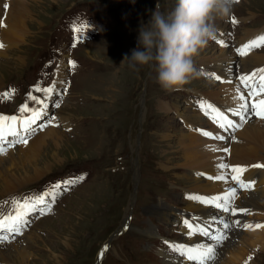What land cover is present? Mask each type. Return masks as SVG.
<instances>
[{"label": "rangeland", "instance_id": "374dc122", "mask_svg": "<svg viewBox=\"0 0 264 264\" xmlns=\"http://www.w3.org/2000/svg\"><path fill=\"white\" fill-rule=\"evenodd\" d=\"M46 1L37 0L40 5L29 6L31 11L36 13L35 17L44 24L37 26L27 21L30 26L25 30L26 32H22L23 40L10 46L13 50L9 52L11 55L0 57V79L3 82L0 85V94L15 89L10 99L0 98V111H17L20 105L26 102L28 93L25 90L34 82L32 79L35 74L41 88L50 86L53 70L63 62L64 76L58 84V91H54L55 94L49 101L51 104L59 105L54 110L59 120L53 118L55 126H44L28 137L27 145L50 128L60 132L61 136L55 144L46 139L43 146H39L32 156L34 158L29 157L14 168L17 174H21L24 173V167L32 170V165L38 164L44 168L42 169L44 172L38 179L15 188L13 192L38 188L43 183H39L41 180L51 175L53 176L47 180H53L59 177L60 173L65 176L75 172L79 175L86 172L88 176L77 187H70L69 191H65V195L56 199L54 214L31 219L21 237L25 236L22 244L32 251L35 257L31 256L25 261L27 264H47L49 249H54L60 264H93L99 244L106 239L113 227H117L118 221L125 216L128 207L131 225L122 235L115 236L116 240L110 243L102 264H163L162 255L161 262L156 261V256L154 260L151 256L156 255L154 252L156 245L164 248L168 246L165 241L159 243L158 239L149 236L154 234L160 236V234L156 233L152 226H146L144 221L146 219L153 221L146 216L152 215L151 217L164 222L154 211L153 207L158 205L173 210L177 205L188 208L191 199L187 197L190 201L182 200L177 189L181 186L189 188L188 186L193 184L191 174L201 171L202 168L195 164L184 165L183 150L187 152L191 149L189 153L193 155L199 154L200 151V154H203L209 149L206 145L218 147L227 142L230 148L235 147V153L233 152L231 156L229 152L222 153L228 160L231 159L234 163L244 161L245 165L247 163L252 166L257 162L260 164V160L264 161V155H260L261 152L264 153L261 151L262 147L258 141L256 143L254 139L249 140L250 137L243 133L246 122L242 127L235 128L232 133L224 136L221 129L225 130L228 127L219 128L217 125L213 127L206 121L207 124L202 128L213 133V136L220 134L224 137L223 140L205 137L195 130L199 127L198 124L189 123V117L199 115V109L190 103L197 104L196 100L189 101L188 96H185L187 91L181 90H195V93L203 94L214 102L225 103L230 94L220 91L219 83L225 82L223 77L219 76L221 78L219 82L211 83L199 77L196 70L179 90L164 91L156 82V72L152 67L143 66L135 71L128 66L126 60L123 61L125 55L130 56L131 50L136 47L139 27L147 23L155 6L158 4L159 10L166 14L173 9L176 0H54L58 3L50 6ZM3 5L4 3L1 4V8ZM85 7L92 8L94 23L99 26L105 24L104 30L81 45L76 42H79L82 36L73 37L69 39L72 42H67L70 34L65 33L64 30L70 28V25L66 24L63 27L62 20L68 16V12L81 11ZM3 8L0 14L5 10V7ZM232 17H235L237 23L233 24L229 21ZM2 19L3 15L0 23ZM240 21L243 23L240 24ZM263 21L264 0H239L234 4L231 16L216 17L212 21L214 27L219 32L222 31V37L224 39L226 37V44L209 42L194 57V65L200 64L203 71H210L216 75L204 63L225 51L233 56L227 44L236 42L242 35L238 39L240 42L245 36L243 31L246 28L252 29ZM76 22L81 34H84L85 30L92 32L93 28L88 30L89 23ZM49 54V60L39 70H43V73H36L43 59ZM259 54L264 56V48L259 50ZM19 58L23 60L20 66L16 63V59ZM238 60L243 70L240 58ZM70 61H73L75 66L69 63ZM263 63L264 61L259 65ZM58 76L60 75L56 74L55 70L54 80ZM28 89L31 92V88ZM41 94L46 98L45 93L41 92ZM260 99H264V95ZM27 104L30 106L32 102L27 100ZM38 109L45 111L43 108ZM29 115L31 113L24 117ZM248 117L247 115V119ZM251 117L264 121L260 117L252 115ZM63 119L68 120L66 126H63ZM38 122L39 119L32 127L38 129ZM71 125L72 128L69 130L68 126ZM215 129L221 133L217 134ZM189 132L200 134L203 140L187 148L180 147L178 140ZM27 145L20 144V148L25 146L24 149H27ZM248 145L256 148L255 152H259L257 153L259 155L245 156L239 154L243 152H237L238 147L246 148ZM195 147L199 148L198 151L194 149ZM9 150L10 148L7 153ZM134 152L137 154V162L132 159ZM136 164L138 176L134 199L131 201L130 168L131 165L136 166ZM244 164L240 165L244 166ZM202 176L207 177L204 173ZM252 191L248 190L244 198L239 197V204L254 209L257 220L252 225H264V198ZM187 194L189 196V193ZM194 194L200 195L198 192ZM5 196H0V201ZM211 208L215 207L211 206ZM10 210L9 206L0 204V214L6 215ZM218 210L223 212L221 209ZM221 219L224 222L231 221L228 216L218 218L213 222L215 228H222ZM157 225L164 232L162 233L164 236L181 239L179 234L173 232L176 227L166 224L160 226V222H157ZM144 228L147 234L143 232ZM244 232L245 228L238 233L231 230L228 239L217 248V264H225L233 258L231 253L235 245L232 244L236 242H239L240 246L237 247L241 248L240 254L235 252L240 259L239 262L235 260L236 264H244L245 258V264H253L252 259L264 264V227H253L245 232L247 235L242 243L237 237L244 235ZM182 233L188 240V235ZM32 235L37 236L33 239L34 242L31 239ZM205 240L209 241L208 237ZM152 241H155V244H150ZM13 261L8 263H23L16 259Z\"/></svg>", "mask_w": 264, "mask_h": 264}, {"label": "bare ground", "instance_id": "6f19581e", "mask_svg": "<svg viewBox=\"0 0 264 264\" xmlns=\"http://www.w3.org/2000/svg\"><path fill=\"white\" fill-rule=\"evenodd\" d=\"M56 1H58V0H56ZM46 3L48 6H50L51 4H54V3L57 4L58 2H55L54 0H47ZM5 4H7L8 7L5 10H3V13L1 12V14H0V19L3 15L2 24L4 25V26H0V43H2L4 45V47H0V57L1 58H3V57L5 58V56L7 54L11 55V53H9V52H11L12 47H10V46H12V45L18 43L19 41L23 40L22 32L25 31L26 29H28L30 26V24L27 23V21H30L32 25L36 24L37 26H41L44 24V23H41L39 18L35 17L36 13L31 11V8L29 7V6L33 7V6L40 5L39 3H37V0H27V1H24V0H5L4 5ZM4 5H3V7H4ZM3 7L1 8V2H0V11H1V9H4ZM0 22H1V20H0ZM251 31H254V29H251V27H249V28H246L243 31V33L246 36V35L250 34ZM240 41H242V40H240ZM13 49H15V48H13ZM88 55L90 56V53ZM210 59L211 60L209 62L204 63V64H207L205 66H209L216 73V75L224 78L225 82L222 84L219 83V86L221 87L220 91L223 93H227V94L229 93L230 94L226 98V100H228V101L225 103L228 104V106L230 108L237 109L239 107V104L244 103V102L242 100H239V99H233L234 96L238 95V93L236 91L237 88L239 89V94H242V91L239 88V86L236 84V81L232 80L233 74H232L230 69H231V67L234 66L231 63L233 56L228 54V52L225 51V52L221 53L220 56H216V57H213ZM240 60L242 62L243 70H247L248 68H250L252 66H258L260 63H262L264 61V56L259 54V52H256V53L253 52V53H249V54L241 57ZM2 61H4V60H2ZM16 63L19 66L21 64H23L22 58L16 59ZM0 64H1V62H0ZM63 70H64L63 69V62H61L60 65L58 66V68L56 69V74L58 73L60 75L55 80L56 86H58V84L61 83V80H62L61 78L64 76V73L62 72ZM2 84H3V82H1V79H0V85H2ZM217 92H218V90H217ZM261 94L264 95V93H261ZM200 95L203 96V94H200ZM208 99H210V98L209 97L203 98V100L209 102ZM196 107L200 110L198 105H196ZM44 113H45V111H43V114ZM43 114L41 116H43ZM189 119H190V120H188L189 123H195L201 127H204V125L207 124L206 123L207 120L203 121V119L201 118L200 115H194L192 117H189ZM235 120H237V118H235ZM62 121L64 124L63 126H66V124H68L67 119H63ZM238 121H240V120H238ZM245 124H246V128L244 129L243 133L245 132L247 137H250L249 140L254 139L256 143L258 141L262 147L261 151L264 152V121L249 116ZM215 125L218 126V124H216V123H215ZM17 127H19L18 124H17ZM199 135L196 132H189L188 134H184L183 136H181V140H178V141H180V143H179L180 147L182 146L183 148L184 147L187 148L193 144H196L198 141L203 140L202 137H200ZM60 136H61L60 132L54 130L53 128H50L47 131H45L43 135H39L36 138H34V140H32L30 142V144L27 145V149H24L25 146L20 148V144H17L14 147L10 148L9 152L5 156H0V196H5L8 193L13 192L15 188L22 186L28 182H31V181L38 179V177L41 175V173L44 172L42 170L44 168L38 164L32 165V170H28L24 167V173H21V174H17L14 171V168L16 166H19L21 164V162L24 161L25 159H27L29 157L34 158L32 156L36 153L39 146H43L46 139L50 140L52 144H55ZM8 139L12 140L13 137H8ZM247 142H248V140H246V143ZM23 145H25V144H23ZM249 146L250 145L246 146V148H239L238 147L237 152L241 151L243 153H239V154H243L245 156L246 155L251 156L252 154H253L252 156L259 155V154H257L259 152H255L256 148L249 147ZM213 147H215V146H213ZM230 147L231 146L229 145V143L224 142L221 146L215 147L218 149L217 151H211L208 149V150H206L207 153L200 154L201 153V151H200V153L197 155H193V154L189 153L191 151V149H189L187 152H186V150H183L184 155L182 156V159H183L184 165H192L193 166L195 164V166H197V167L200 166V168H202L201 171H195L194 173L191 174V179L193 180V184L188 186L189 187L188 190L198 192V193H200L201 196H205V194L217 195V194L225 193L229 190L230 187L236 186V182L232 181L230 178L232 175L230 168L227 170L228 175L230 176L228 180H227V176H226L225 181H218V180L209 178V177L216 176L218 174V171L219 172L225 171L223 169H220V170L217 169L216 165L218 163H224V164L229 165V166H237V165L241 166L239 162L236 161V163H234L233 160H231V159L228 160L224 156V154H222L224 152L223 149H225V148L228 149ZM247 147H249V148H247ZM194 149L196 151H198L199 148L195 147ZM228 150H229L228 151L229 155L231 156L232 153L235 151V147H232ZM260 155H264V153L261 152ZM136 157H137V155H136ZM237 158H238V156H237ZM258 159H259V157H258ZM135 160L137 162V159H135ZM243 163H244V161H243ZM244 166L247 167V171H245L243 173L242 179L245 182H252V184H253V187L251 188V190H253L252 192H257L261 197L264 198V173H263L264 168L251 167V165H248L247 163H246V165L244 164ZM136 167H137V164H136ZM198 173L199 174L204 173L207 175V177H203L202 175H198ZM186 193H187V191H186ZM245 194H246V189H238V193H237V196L235 198L236 202L235 201L233 202V206L235 205V203H236V205L239 204V201H238L239 197L244 198ZM187 197L188 196H186V199H187ZM154 206H156V205H154ZM187 207H188L187 210H191V211L194 210V211L200 212L199 217L202 219L200 221V225H202V226L210 225V222L207 221V218L205 219L203 211L209 210L207 212V215H208V213H211L210 218L211 219L215 218L213 221L218 220V218L227 216V213L222 212V211L219 212V210L217 208H211V205H204V204H201V203L194 201V200H191L188 203ZM153 208H154V211L158 214L159 218L162 219V221L173 222L175 217H174V210L172 208L166 209V207L164 205H162V206L158 205V206L153 207ZM263 215H262V217H263ZM259 216H260V214H259ZM226 219H225V221H227ZM202 221L207 222V223L202 224ZM244 223H245V221L243 222V224ZM181 230L184 233L187 232V229L184 227V225L181 228ZM246 235H247V233H245L244 235H240L237 238H239V240H241L243 243ZM35 237H37V236L31 237L32 241ZM24 238H25V236L19 237L17 240L10 241L7 244L6 243L0 244V264H9L8 261H13L14 259H16L18 262H23L22 264H27L25 260H27L31 256L35 257L33 252L30 251L27 247H25L22 244V243H24L23 242ZM205 238H206L205 236L196 234L193 236H188V240L187 241L185 240L186 242L181 243V244H184V245L190 244L188 246H194V245H198V244H205V245L211 244L210 242L206 241ZM238 243L236 242V243L232 244V246L235 245L234 249H232V253H231V255H232L231 257H233V258L230 259V261L225 263V264H236L235 263L236 261L237 262L240 261V259L238 258L239 256L236 255V253L240 254V251H241V248H239L240 246L238 245ZM237 246H239V247H237ZM244 246H245V244H244ZM66 247H68V246H66ZM161 255L163 257V261H162L163 264H194V262H188V261L184 260L183 258H180V256L178 254L172 253L169 250H167L166 252L161 251ZM36 257H37V255H36ZM47 257H48L47 264H49V263L50 264H60V261L56 256V251L54 249L53 250L49 249V255ZM213 264H217L216 260H215V262H213Z\"/></svg>", "mask_w": 264, "mask_h": 264}, {"label": "snow or ice", "instance_id": "6c2138e0", "mask_svg": "<svg viewBox=\"0 0 264 264\" xmlns=\"http://www.w3.org/2000/svg\"><path fill=\"white\" fill-rule=\"evenodd\" d=\"M239 2V0H237ZM5 9L8 7L7 4L4 5ZM233 24L237 23L235 17L231 18ZM0 26H4L0 23ZM74 31L79 32L80 29L76 28ZM218 44L224 45V41L217 39ZM261 45H264V35H260L257 38L249 41L248 43L243 44L241 47L236 49V52L241 56L247 54V51L252 48H258ZM0 47H4L2 43H0ZM73 66H75L73 61H70ZM204 75H211L214 79L220 80L221 78L214 73H202ZM259 81V88L256 87V81ZM240 83L243 84L246 88H249L248 96L249 97H258L261 93H264V68L257 69L251 74L242 75L240 77ZM35 91L43 92L46 96L51 95L54 92V85H50L46 88H41L39 85L33 86ZM238 95L234 96L233 99L245 100L243 94H239V89H236ZM15 92V89H10L6 91L0 96L3 97L4 100L10 99V93ZM27 100H31L36 102L37 104H44L43 100H40L36 96H33L31 92L27 94L26 102L21 104L19 109L17 110L20 113V116L12 115H4L0 114V155H4L7 153L8 148H12L15 144H25L28 143L27 136L34 132L36 129L32 126L36 123L38 119H40L43 114L42 109H30L27 104ZM198 107L201 111L205 113V115H210V118L218 124L220 128L232 127V128H240L243 126V123L247 120V114H253L256 117H260L264 119V99H258L251 104L248 102H244L239 104V107L235 110V114L240 116V123H234L232 120L227 119V117L214 105L208 103L205 100H200L197 102ZM59 107V105H56ZM30 112L31 115L28 117H24L23 113ZM51 123V120L49 121ZM17 124L19 127H17ZM40 128L43 125L38 126ZM200 131L201 134L205 137H211L216 140H223L224 137L221 135H215L213 137V133L203 130ZM8 137H13L14 139L9 140ZM235 139V137H233ZM211 151H217L218 149L213 147L212 145H206ZM224 152H228L227 148L223 149ZM217 169H223L224 172H219L214 177H209L210 179H215L218 181H225L227 176V170L231 169V180L236 182V186H232L225 193L217 194L215 196H201L198 194L189 195L188 198L194 201H197L204 205H211L217 209L223 210V212L228 213L231 212L232 215H235L237 211L239 212H247V209H237L232 206L238 189H250L253 187L252 182H245L242 179V175L245 171H247L246 166H229L224 163H218L216 165ZM251 167L256 168H264V164H256ZM198 175H202L199 174ZM84 177H76L69 180L57 182L52 186L51 190L40 193L36 196L24 195L22 197H11V210L8 214L3 215L0 214V244H3L8 240L7 233L20 234L21 230L24 226H26L29 221V216L32 213H39V215H46L51 211V203L54 202V197L57 194L58 190H62V186H68L75 184L78 180H82ZM3 203H9V201H4ZM215 219V218H213ZM184 227L187 229L186 234L188 236H193L196 234L208 237L209 240L213 241L211 244H198L194 246H188L184 244H177L175 242L165 241V244L168 245V248L171 252L178 254L184 260L188 262H194V264H211L217 259V248L222 245L223 241L228 239L227 232L233 227H243L245 229H252L264 227L262 224H249L244 223L241 224L240 221H230L224 222L223 219L220 220L222 224V228L218 229L215 233L210 232L207 226H202L200 224L194 223L190 220L182 221ZM15 237L13 236V239ZM107 250V245L104 246V249L101 251L100 255H103V252Z\"/></svg>", "mask_w": 264, "mask_h": 264}, {"label": "clouds", "instance_id": "9594fccd", "mask_svg": "<svg viewBox=\"0 0 264 264\" xmlns=\"http://www.w3.org/2000/svg\"><path fill=\"white\" fill-rule=\"evenodd\" d=\"M236 3L237 0H176L166 14L157 4L147 23L139 27L136 47L123 61L135 71L152 67L162 90H179L195 73L194 57L216 39L212 21L231 16Z\"/></svg>", "mask_w": 264, "mask_h": 264}, {"label": "water", "instance_id": "95a60500", "mask_svg": "<svg viewBox=\"0 0 264 264\" xmlns=\"http://www.w3.org/2000/svg\"><path fill=\"white\" fill-rule=\"evenodd\" d=\"M135 189V185H134V179L132 180V190Z\"/></svg>", "mask_w": 264, "mask_h": 264}]
</instances>
